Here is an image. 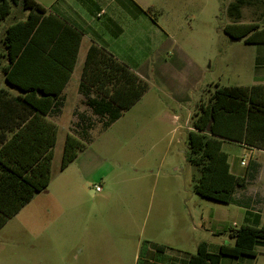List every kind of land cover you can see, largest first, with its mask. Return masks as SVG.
I'll return each mask as SVG.
<instances>
[{
	"label": "rangeland",
	"instance_id": "obj_1",
	"mask_svg": "<svg viewBox=\"0 0 264 264\" xmlns=\"http://www.w3.org/2000/svg\"><path fill=\"white\" fill-rule=\"evenodd\" d=\"M235 1L159 0L178 18L170 21L169 34L199 67L196 88L179 107L169 86L178 78L171 76L168 85L169 76H149L141 101L107 130L100 128L107 115L80 106L93 128L85 149L61 169L64 140L59 135L47 188L0 229V264H133L126 249L162 228L183 236L188 252L200 240L212 252L227 243L228 229L216 237L198 227L201 215L222 214L228 207L195 194L199 171L186 161V144L195 106L207 101L215 84L248 86L264 74V59H258L264 58V44L232 41L223 31L236 20L227 10ZM240 6L239 22L264 27V0H242ZM12 15L17 13L7 23L15 21ZM173 58L171 46L164 55L170 71ZM223 151L231 163L240 157L250 161L236 146L225 144ZM227 216L229 224L239 223L237 211L231 220ZM256 264H264V255L258 254Z\"/></svg>",
	"mask_w": 264,
	"mask_h": 264
},
{
	"label": "trees",
	"instance_id": "obj_2",
	"mask_svg": "<svg viewBox=\"0 0 264 264\" xmlns=\"http://www.w3.org/2000/svg\"><path fill=\"white\" fill-rule=\"evenodd\" d=\"M241 3L242 0H236L227 7L229 14L236 20L226 24L223 31L232 41L243 39L247 44H264V27L238 21ZM11 6H19L28 12L25 20L16 21L5 29L2 39L5 52L0 51V58L5 56L9 61L4 69L6 83L22 93V96L10 99L15 107L19 102L25 104L26 108L20 112V118L30 119L24 130L12 133L13 128L8 126L9 136L4 135L3 112L19 113L6 99L7 92L0 90V229L35 193L45 190L49 184L56 128L48 124V134L43 137L38 122L44 120L43 115L59 97L72 66L59 88L38 86L31 82L32 78H24L27 79L24 81L17 75L18 68H22L24 62L33 59L35 55L46 54L47 60H56L51 50H45L46 45L41 50L38 44L44 35V28L50 22H55L51 24H56V29L49 36L46 35L48 46L57 37L63 40L70 35L74 38L72 65L81 38L78 31L50 15L46 16L45 10L33 0H0V22L10 13ZM82 78H99L104 84L113 83V88H79L85 94L86 103L93 113L107 115L104 128L116 121L148 90L145 81L95 46L88 49ZM91 90L102 97L89 98L87 92ZM211 118L210 130L207 131ZM192 129L187 136L186 161L199 171L193 191L202 198L228 204L232 201L235 189L244 185L245 178L235 176L230 171L228 155L222 150V143L232 141L253 147L264 145V86L216 85L207 101L198 104L192 116ZM83 149L84 143L67 135L63 143L61 169L71 163ZM229 236L234 240L233 245L222 244L216 253L208 251L206 242H200L195 253L189 256L187 264H220L222 256L254 257L255 247L264 243V226L256 228L241 225L232 229Z\"/></svg>",
	"mask_w": 264,
	"mask_h": 264
},
{
	"label": "crops",
	"instance_id": "obj_3",
	"mask_svg": "<svg viewBox=\"0 0 264 264\" xmlns=\"http://www.w3.org/2000/svg\"><path fill=\"white\" fill-rule=\"evenodd\" d=\"M33 1L45 10L46 16L50 15L69 28L78 31L81 37L72 65L75 49L74 38L68 35L61 40L57 37L50 41L48 46L45 39L56 29V24H51L55 22H50L44 28V35L40 38L38 44L41 50L46 45L45 50H51L56 60L53 61L51 58L47 60L46 54L35 55L33 59L26 60L25 65L18 68L17 71L18 77L23 78L24 81L27 80L24 78H32L31 82L38 86L47 85L44 87L59 88L68 69L72 66L59 97L48 112L43 115L44 120L38 122L39 129L43 130V137L48 134V124L55 126V145L61 133L63 134V140L67 135H72L82 143L86 142L90 131L93 129L88 124L87 120L89 118L85 116L84 111L79 109L80 106L91 109L86 103L85 94L79 88H113V83L104 84L99 78H82L84 61L90 46L102 50L143 81L147 80L149 76H169V79H165L169 85L171 76L178 78L169 86L174 92V100L177 101L179 107L186 100V94L196 88L200 74L199 67L192 56L180 45L179 41L173 38V35H170L171 33L169 34L170 21L175 22L178 18L173 17L165 5L159 6V0ZM13 12L17 13V15H12L11 18L15 21L7 23ZM27 12V10H21L19 6H11L10 13L0 22L1 52H5L2 44L5 29L16 21L25 20ZM241 23L247 24V22ZM171 46H173L174 51L173 71H170L169 66L164 61V55L168 53ZM258 59L260 63L264 58H261L260 55ZM8 64L9 61L5 56L0 58V90L7 92L6 99H9L12 108H16L19 115L10 114L4 110L2 131L7 137L9 136L8 126L13 128L12 133L24 130L30 119L29 117L20 118V112L26 108L25 104L19 102L15 107L13 100L10 99V97L22 96V93L9 86L5 81L4 69ZM255 79L256 81L248 86L242 87L264 86V74H259ZM216 85L218 84L214 86ZM91 92L93 93L91 94ZM87 94L91 99L102 97L93 90L88 91ZM143 97L144 95L132 107L124 111L111 126L133 110ZM199 103H201V99ZM8 116H11V118ZM173 118L178 122L181 116L175 115ZM183 124V127H185V121ZM110 127L106 128L109 129ZM100 128L101 130H107L103 127V124ZM187 130L188 134L193 129L187 127ZM225 144L240 148L243 155L248 156L250 161L247 163L243 157H240L234 158L231 163L228 153L224 151L228 155L230 171L235 176L245 178V183L235 189L232 201L226 204L228 210L222 212V214L215 211L208 218L203 215L200 216L199 229L209 231L212 236L216 237L223 236L228 230L230 232L241 225L256 228L264 226V145L253 147L232 141H224L222 150ZM55 145L53 147V157ZM242 161L244 165H241ZM254 162V165H250ZM235 211L239 213V223L233 221L229 224L227 215L230 214L229 218L231 220ZM226 229L228 230L226 231ZM200 242H206L208 251L211 253L218 252L222 245V243L219 244L216 251L212 252L209 249L208 242L200 240L195 243L194 251L188 252L185 249L186 241L183 236L176 234L172 228L167 230L162 228L160 233L148 236V239H144L142 243L140 239L135 240L134 246L131 245L126 250L129 251L133 264H187L189 256L195 253ZM233 243L234 240L229 236L226 244L233 245ZM120 253L118 250L115 252L117 261ZM255 253L254 257L230 258L222 256L220 264H256L258 254L264 255V243L255 247Z\"/></svg>",
	"mask_w": 264,
	"mask_h": 264
},
{
	"label": "water",
	"instance_id": "obj_4",
	"mask_svg": "<svg viewBox=\"0 0 264 264\" xmlns=\"http://www.w3.org/2000/svg\"><path fill=\"white\" fill-rule=\"evenodd\" d=\"M211 122H212V118L210 119V121L208 122V125H207V131L210 130V125H211Z\"/></svg>",
	"mask_w": 264,
	"mask_h": 264
},
{
	"label": "built area",
	"instance_id": "obj_5",
	"mask_svg": "<svg viewBox=\"0 0 264 264\" xmlns=\"http://www.w3.org/2000/svg\"><path fill=\"white\" fill-rule=\"evenodd\" d=\"M241 165H244V162L243 161L241 162ZM95 191H100V188L96 186L95 187Z\"/></svg>",
	"mask_w": 264,
	"mask_h": 264
}]
</instances>
